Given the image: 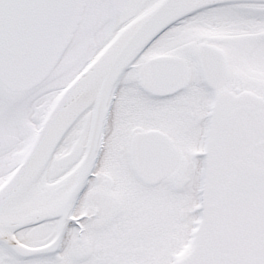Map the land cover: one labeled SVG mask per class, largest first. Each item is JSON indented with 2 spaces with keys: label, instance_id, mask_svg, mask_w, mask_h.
I'll list each match as a JSON object with an SVG mask.
<instances>
[{
  "label": "snow or ice",
  "instance_id": "6c2138e0",
  "mask_svg": "<svg viewBox=\"0 0 264 264\" xmlns=\"http://www.w3.org/2000/svg\"><path fill=\"white\" fill-rule=\"evenodd\" d=\"M0 264H264V0H0Z\"/></svg>",
  "mask_w": 264,
  "mask_h": 264
}]
</instances>
